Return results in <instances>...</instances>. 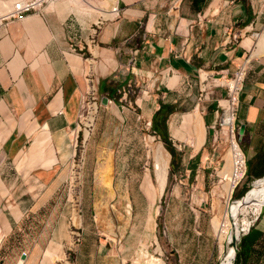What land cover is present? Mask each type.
Returning <instances> with one entry per match:
<instances>
[{"label":"crops","instance_id":"1","mask_svg":"<svg viewBox=\"0 0 264 264\" xmlns=\"http://www.w3.org/2000/svg\"><path fill=\"white\" fill-rule=\"evenodd\" d=\"M118 3L121 14L106 20L97 36L95 21L72 22L56 3L0 19V264H65L74 239L65 183L88 75L99 78L102 102L109 100L86 153L74 264H122L113 214L121 207L128 215L131 203L120 193L133 190L129 177L145 159L142 138L150 152L143 129L153 126L162 104L172 106L159 123L164 130L156 131L163 139L167 134L179 164L200 152L204 157L227 91L217 82L246 61L237 114V139L247 160L241 187L247 191L264 177V52L255 53L252 33L264 25V0H183L171 11V0ZM142 19L148 39L134 73L129 60ZM240 30L239 42L228 41ZM132 78L145 91L123 104L117 89ZM199 117L205 126L201 143ZM189 147L194 152L187 157ZM243 237L235 264H264L258 251L263 223Z\"/></svg>","mask_w":264,"mask_h":264},{"label":"rangeland","instance_id":"2","mask_svg":"<svg viewBox=\"0 0 264 264\" xmlns=\"http://www.w3.org/2000/svg\"><path fill=\"white\" fill-rule=\"evenodd\" d=\"M91 1L97 5L101 2L100 5H106L109 9H112L117 2V0ZM53 3H56L55 7L57 6L65 12L72 22L91 23L95 21L96 23L102 18L107 19L106 17H109L103 16L97 9H80L71 0H47L43 3V6L44 8L53 9ZM263 30L264 25L258 32ZM257 36H255V52L259 47ZM135 98L136 96L133 97V100ZM236 127H238V117ZM230 129L231 127L224 124H218L216 128L212 127L210 141L207 145V154L203 157L200 152L195 155L194 159L187 158L181 161L182 163L178 164L175 172H172V153L166 142L162 137L161 139H155L156 142L161 140L171 153L168 181L163 193H161L156 179L155 154L150 143V138L154 135V129L151 126L143 129L142 137L146 133V142L151 146L150 152H147L144 138H142L145 159L141 163V169H135L136 175L129 177L133 182V190L120 193L121 199H126L128 203H131V206H128L127 209L128 215L125 208L122 209L121 207L118 210V212L120 211L118 215L113 214L114 222L118 220L120 224L118 238L121 254L124 257L122 264H133L140 257V250L145 249L149 251L154 262L164 261L165 264H221L225 254L222 247L227 248L230 242L227 237L224 239L220 237L213 220L215 217L223 220L226 212H228L231 219L236 218V202L255 187L252 185L247 191L241 187L245 185V180H247L246 174L233 190L230 199L228 198V181L222 170L226 164L225 153L232 143ZM213 133L218 135V140H214ZM185 151L187 157L194 152L192 147L185 148ZM208 154L209 156H207ZM122 178L126 179V177ZM79 180L82 181V177ZM263 206L264 202L260 212H256L252 208L249 209L248 216L253 222H251L249 231L241 235L240 240L244 235L252 232L260 223L264 225ZM238 216L241 223L245 212L239 213ZM79 220L80 216H76L77 224H80ZM240 240L232 242V245L238 244ZM70 247L72 250H67L65 254L67 258L65 259L66 256L63 257L62 262L65 264H74L75 251L73 249L75 246L73 241ZM234 251H236V246ZM232 255H235V253H232Z\"/></svg>","mask_w":264,"mask_h":264},{"label":"built area","instance_id":"3","mask_svg":"<svg viewBox=\"0 0 264 264\" xmlns=\"http://www.w3.org/2000/svg\"><path fill=\"white\" fill-rule=\"evenodd\" d=\"M182 1L183 0H171L169 11L179 9ZM43 3L44 1L42 2V7H44ZM17 7L21 8V4L19 2L17 3ZM36 9L37 8H35V6L28 5L26 7H23V9L20 12H18V14H13L10 16L17 17L20 15H24L26 13L32 12ZM113 11L116 12L113 18L121 14V7L118 1ZM108 19H111V18H107V19L102 18L94 24L93 32L96 36L99 33L103 23ZM139 25H140L139 26L140 28L139 37L140 38L135 43V46L131 50V55H130V60H129L130 68L134 73H135V67L137 66L136 63H137L138 54L143 48L145 41L148 39V31L145 29V21L143 19L140 20ZM245 32H247V30H245ZM255 32H258V31H254V33ZM243 35H244L243 30H240L238 32L233 33L231 36L228 35L227 38H228V41L234 40L236 42H239L240 38ZM248 62L249 61H246L240 64L233 73L229 75H223V77L219 79L220 81L217 82L220 85L225 86L227 91H226V96L221 99V101L223 102H220L221 115L217 119L215 124L213 125V128L214 127L216 128L218 124L223 125L222 120H223L224 115L226 113L232 112L235 116L233 132H235V138L237 141L238 139H237L236 119H237L238 109L240 105L241 93L245 87V83L248 77V72H249ZM99 84H100L99 78H95L92 75H88L87 87L83 94V100H82L81 109L79 113V119H78V122L76 124V127L72 135L73 152L71 156L70 173H69L68 179L65 184H66V187L68 188V192H69L70 200L72 204V214L70 217V225H71V232L74 236V239H73L74 246H76V244L79 243L81 236H82V233H81L82 223L81 225H78L76 223V216L80 214L81 222H82V215H83V211H82L83 209V206H82L83 180L81 182L80 181L78 182L77 176H78V171H82V176H83V168L85 164L86 153H87L88 146L91 141L92 135L95 132L99 114H100V109L103 104L102 97H101L100 90H99ZM147 85L148 84H146L145 89L148 88ZM144 91L145 90L142 89V84L138 79L136 78L129 79L127 82L119 85L117 89L118 100L123 104L132 103L133 97L136 96V98H138L140 95L143 94ZM213 134L215 136L214 140L215 141L218 140L219 139L218 135L216 133H213ZM157 135H158V132L154 130L153 137L155 139H158V138L161 139L160 134L158 136ZM147 146L150 150L151 146L148 143H147ZM241 150L244 156L245 172L243 173L242 177L235 180L234 190L238 186V184L241 182V180L244 179L246 175L247 160H246V156H245V153L242 147H241ZM79 164H83L81 169H80ZM255 181L257 182L258 179ZM70 249L72 250V248L69 246L68 250Z\"/></svg>","mask_w":264,"mask_h":264},{"label":"bare ground","instance_id":"4","mask_svg":"<svg viewBox=\"0 0 264 264\" xmlns=\"http://www.w3.org/2000/svg\"><path fill=\"white\" fill-rule=\"evenodd\" d=\"M15 0L11 1H4L0 0V19L5 18L8 15L18 14L23 7H26L28 5L35 6L37 8L34 11H40L43 10L44 7H42V2L47 0H22L19 1L21 4V8L17 7L18 2H14ZM74 5L79 7L80 9H88L91 8L97 9L101 12L103 16H109L106 18H113L115 16L114 8L117 5L113 6L112 9H109L106 5H97L93 3L91 0H71ZM118 1V0H117ZM15 3V4H14ZM57 7V6H56ZM42 8V9H41ZM33 12V11H32ZM258 31V30H254ZM252 32L253 36L255 37L258 35V50L255 53H262L264 52V30L262 32ZM223 124L228 125L231 127V137H232V143L229 145L226 153H225V159L226 164L222 170L224 173V176L226 177L228 181V187H227V195L228 198L232 196L233 190H234V182L236 179H239L242 177L243 173L245 172V162H244V156L243 152L241 150L239 142L235 138V132H233L234 122H235V116L232 112L226 113L223 117ZM197 126V133L199 134L200 143L203 140L205 126L202 118H198L196 122ZM150 143L152 144L154 148V154H155V173H156V179L159 185V189L161 193H163L167 179H168V173H169V165H170V159H171V153L168 151V149L164 146L162 141H155L154 137L150 138ZM199 143V144H200ZM80 169L82 168L83 164H79ZM78 180L82 177V171H78ZM81 181V180H79ZM78 181V182H79ZM155 190V189H154ZM264 202V177L258 179V181L255 183V187L247 194H245L242 198H240L236 204H235V212L237 214V217L234 219H231L228 212L225 213L224 219L220 220L219 217L214 218V225L216 227V230L220 234L221 238L227 237L229 239V245L227 248L224 249L222 247V251H225V254L222 258L221 264H234V256L232 253H236L235 250V244L232 245V242H237L240 240V237L243 233H246L249 231V228L251 226V218L248 216L250 213V208L254 209L256 212H260L262 208V204ZM245 212V216L240 220L238 219V214ZM235 214V215H236ZM77 216H80V224L81 225V215L78 214ZM77 223V222H76ZM220 238V239H221ZM224 260H226L224 262ZM224 262V263H223ZM133 264H165L164 261L162 262H154L153 258L150 256L148 250H140V257L134 261Z\"/></svg>","mask_w":264,"mask_h":264},{"label":"trees","instance_id":"5","mask_svg":"<svg viewBox=\"0 0 264 264\" xmlns=\"http://www.w3.org/2000/svg\"><path fill=\"white\" fill-rule=\"evenodd\" d=\"M171 110H172V106H169V105H165V104H162V106H161V108L157 111V113H156V115H155V121H154V124H153V128L155 129V130H157V131H159V130H164L163 129V127H160L159 126V123H160V125L161 126H163V122H164V120H166V118H167V116L169 115V113L171 112ZM159 116H161V120H159ZM168 136H167V134H166V136H164V140L166 141V144H167V146H168V149L172 152V154H173V158H172V160H171V163H172V172H174L175 170H176V168H177V166H178V164H179V159H177L176 158V154H177V152H176V150L174 149V146L172 145V143H170L169 142V140H168ZM179 152V151H178ZM179 157V156H178ZM249 189V188H248ZM247 189V190H248ZM244 242H245V240H244V237H243V239H242V248H243V251L245 252V250H244ZM258 251L261 253V254H263V256H264V246L262 247V248H260V249H258Z\"/></svg>","mask_w":264,"mask_h":264},{"label":"water","instance_id":"6","mask_svg":"<svg viewBox=\"0 0 264 264\" xmlns=\"http://www.w3.org/2000/svg\"><path fill=\"white\" fill-rule=\"evenodd\" d=\"M108 100H109V97L106 96V97L103 99V102H104V103H108ZM254 186H255V185H254ZM235 246H236L235 258H236V256H237V250H238V244L236 243ZM234 264H235V260H234Z\"/></svg>","mask_w":264,"mask_h":264}]
</instances>
